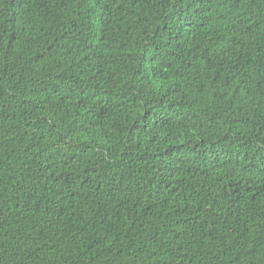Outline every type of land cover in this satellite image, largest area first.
<instances>
[{"label":"trees","instance_id":"trees-1","mask_svg":"<svg viewBox=\"0 0 264 264\" xmlns=\"http://www.w3.org/2000/svg\"><path fill=\"white\" fill-rule=\"evenodd\" d=\"M0 264H264V0H0Z\"/></svg>","mask_w":264,"mask_h":264}]
</instances>
